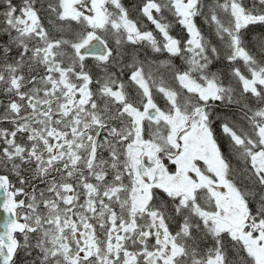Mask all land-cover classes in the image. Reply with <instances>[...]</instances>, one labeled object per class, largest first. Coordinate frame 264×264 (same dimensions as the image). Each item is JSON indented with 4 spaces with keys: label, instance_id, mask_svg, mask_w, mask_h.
Segmentation results:
<instances>
[{
    "label": "snow or ice",
    "instance_id": "snow-or-ice-1",
    "mask_svg": "<svg viewBox=\"0 0 264 264\" xmlns=\"http://www.w3.org/2000/svg\"><path fill=\"white\" fill-rule=\"evenodd\" d=\"M0 264H264V0H0Z\"/></svg>",
    "mask_w": 264,
    "mask_h": 264
},
{
    "label": "water",
    "instance_id": "water-1",
    "mask_svg": "<svg viewBox=\"0 0 264 264\" xmlns=\"http://www.w3.org/2000/svg\"><path fill=\"white\" fill-rule=\"evenodd\" d=\"M0 215H3V213H2V212H0Z\"/></svg>",
    "mask_w": 264,
    "mask_h": 264
}]
</instances>
